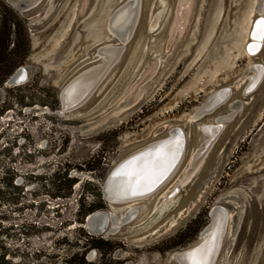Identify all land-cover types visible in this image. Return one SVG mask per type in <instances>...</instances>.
Listing matches in <instances>:
<instances>
[{"label":"rangeland","instance_id":"374dc122","mask_svg":"<svg viewBox=\"0 0 264 264\" xmlns=\"http://www.w3.org/2000/svg\"><path fill=\"white\" fill-rule=\"evenodd\" d=\"M122 1L38 0L22 11L7 3L22 20L27 49L16 66L26 69L23 82L3 85L15 67L0 85V177L23 181L21 193L3 188L5 197H21L0 202V264H179L175 254L197 240L213 205L230 215L213 264H264V76L241 94L248 67L264 66V43L253 56L245 51L257 0H139L117 60L81 104L58 113L62 83L100 61V42L119 44L106 25ZM223 87L225 104L191 120ZM233 104L242 109L157 216L201 141L199 125ZM173 127L185 148L172 174L144 199H104L109 169ZM92 206L137 213L115 233L96 235L83 223Z\"/></svg>","mask_w":264,"mask_h":264},{"label":"bare ground","instance_id":"6f19581e","mask_svg":"<svg viewBox=\"0 0 264 264\" xmlns=\"http://www.w3.org/2000/svg\"><path fill=\"white\" fill-rule=\"evenodd\" d=\"M37 1L38 0H33V3ZM261 3H262V0L261 1L257 0L255 6L253 7V12L257 15L254 18V20L257 17H261L262 19H264V16H263L264 15V3L263 5ZM138 7H139V0L128 1V4H125L120 10L113 13L108 18L107 25H106L108 31L112 35L116 34L118 37H121L122 42L125 40L126 32L128 30L133 12L135 11V14L137 15ZM161 12H162V9L159 12H157L155 16L152 17V22H150V25H149L150 29L153 28L156 23H158V20L161 16ZM252 27H253V23L251 25V29ZM147 29H148V24H147ZM251 29L249 31L248 42L252 40L250 38ZM253 31H254V27H253ZM263 43L264 41H260L258 43L252 42L248 50L246 49V44H245V51L249 55L253 56L262 49ZM98 51L100 55V61L91 65L88 69H86L85 72H82V74H79L78 76H76L73 79V83H72L73 86L68 90L67 88L64 90L66 91L65 96H63L65 97L64 105H66V107L68 106L73 107L79 104L87 95H89L93 91V89L97 86V84L103 78L105 73L108 71L110 66L119 57L122 51V46L121 44L120 45L119 44L118 45L108 44L106 46L103 45L98 48ZM247 70L251 71L252 74L248 75V78H247L248 82L243 87V90L241 92L242 95H246V93L250 91L251 92L249 94H251L258 87L257 86L255 88L257 83H259L260 79L264 76V66L261 63L252 64L248 67ZM227 89L229 88L223 87L220 89L213 90L211 93H209L210 95L208 94L209 96L205 98L206 100L204 99L203 103L191 115L192 117H190V119L196 121V119L200 118V115L203 112L211 113L218 106L224 105L229 97V90ZM213 105L215 106L213 107ZM229 109H232V111L228 112L225 115L216 117V119H220V120L212 121L213 123L211 124H205V125L203 124V126H201V124L199 125L201 141L198 144V147L193 152V156L188 164L187 169L185 170L183 178H181L182 180L178 183L176 188L170 194H168L167 198L158 206L156 210L157 216H159L162 212L166 211V209H168V207L172 204V196H174L173 195L174 192L177 191L178 187L182 186V184H184L190 178V176L193 175L195 171L198 169L204 155L207 153L212 143L214 142L216 138V134L220 132L222 128L224 129L225 123L231 121L234 115L238 113V111L241 110L242 108L240 109L239 104L237 106L233 104L232 106L229 107ZM176 131H180L181 135L178 137V140H176L175 142H172L174 138L176 137V135L178 136ZM168 136H169V140L165 142L163 146L159 148H155L153 150L154 151L153 154L148 156V158L153 157L157 159V161L159 162L161 161L163 163V166H166V165L168 166V164H170V161L173 158H175L177 155H180L174 167L168 173L164 181L172 174L174 168L177 166L178 162L180 161L183 155V152H184V148H185V136L183 134V131L180 128L173 127L169 129L165 137H168ZM140 186H143V185H139L138 187L141 188ZM151 193L147 195H143V196H134V197H130L128 199H123V200L122 199L120 200L111 199V196L108 195L107 192H105V195L108 198L109 203L120 204V203H129V202H133L136 200L144 199L147 196H149ZM104 212L106 215L105 217L106 223L102 224V227L100 228V230L102 231L103 235H107V234L115 233L119 229L120 225H122L125 222H128L133 215H136L137 208H134L133 206L130 207L122 216L116 214L115 212H106V211ZM229 217H230L229 212L225 209H222L221 207L216 206L215 209L212 211L211 223L209 225V228L205 231V233H208L207 235L208 238L202 245L199 246L198 251L195 252L196 258L201 262V264H213L215 257L217 255L218 249L220 247L222 235H224L227 230V224L229 225V222H228ZM174 259L179 264H192V256L190 257V259L183 258L182 261H180V259L175 258V256H174Z\"/></svg>","mask_w":264,"mask_h":264},{"label":"water","instance_id":"95a60500","mask_svg":"<svg viewBox=\"0 0 264 264\" xmlns=\"http://www.w3.org/2000/svg\"><path fill=\"white\" fill-rule=\"evenodd\" d=\"M6 3H8L11 7H13L16 10L22 11L25 9H30L33 7L37 2L33 3V0H5ZM128 1L131 0H124L120 3H118L111 15L118 10H120L125 4H128ZM261 1V0H259ZM264 3V0H262V5ZM138 12H139V7L137 11V15L135 14V11L133 12V15L131 17V21L128 27V30L126 32V37L125 40L122 42V38L118 37L116 34H113L115 38L118 40L119 45L121 44L122 48L125 45L126 41L129 39L131 32L134 28V25L137 21L138 18ZM110 15V16H111ZM262 19L261 17H257L254 22H253V27L255 25V22ZM253 27L250 32V38L252 39L253 36ZM148 30V29H147ZM252 42H260L259 40H250L246 44V49H249V46ZM105 45V43L100 42L97 45V48L95 49V52L99 55L98 48ZM254 53V52H253ZM100 56V55H99ZM92 65V64H91ZM91 65H88L81 70L77 71L74 73L72 76H70L66 81L62 83L58 90V99L60 103V109L58 110V113H61L64 110H70L79 104H81L87 97L88 95L77 105L73 107H66L64 105V100H65V94L66 91H64L66 88L67 90L70 89L73 85V79L78 76L79 74H82V72H85L86 69H88ZM26 76V69L24 66H18L16 67L9 75L8 77L3 81V85H18L23 82ZM263 77L260 79L259 83L255 86H259L261 80ZM253 88V89H255ZM251 92V91H250ZM250 92L246 93L248 95ZM210 95V94H209ZM208 95V96H209ZM206 96V98L208 97ZM63 98V99H62ZM206 100V99H205ZM218 102V101H217ZM215 105H213L214 107ZM208 112H203L200 117L203 115L207 114ZM220 119H215L212 121H218ZM205 125V124H204ZM203 126V124H201ZM178 136L174 138L172 142H175L178 140V137L181 135L180 131H176ZM168 133V130L166 134ZM219 133V132H218ZM216 134V137L218 135ZM165 134V135H166ZM169 140L168 137H163V139L156 141L148 146H145L129 155L124 156L121 158L118 162H116L107 172L103 183L101 185V192L104 197L108 201V198L105 195V192H107L108 195L111 196V199L114 200H120V199H128L130 197L134 196H143L151 193L155 189H157L161 183L164 181V179L167 177L168 173L171 171V169L174 167L176 161L178 160V157L180 155H177L175 158H173L170 161V164L168 166H163V163L160 161H157V159L151 157L148 158V156L153 154V150L155 148H159L163 146L165 142ZM203 143V142H202ZM201 143V144H202ZM199 149V148H198ZM142 159V160H141ZM141 160V161H139ZM165 167V168H164ZM164 168V169H163ZM141 183V184H140ZM139 185L141 188H139ZM183 186V184H182ZM138 187V188H137ZM181 187V186H179ZM178 187V189H179ZM171 204L168 209L172 206ZM216 205L211 206L209 210V221L208 223L200 230L198 234L197 240L189 245L186 249H183L181 251H178L175 254V258L180 259V261L183 260V258L190 259L191 254L194 252L198 251V248L200 245H202L206 239L208 238L207 235L208 233H205V231L209 228V225L211 223V213L215 209ZM106 215L104 210H94L89 213H87L84 217V227L86 230L91 233V234H102V231L100 228L102 227V224L106 223ZM99 218V219H98ZM89 225V226H87ZM204 231V232H203ZM103 235V234H102ZM108 235V234H107Z\"/></svg>","mask_w":264,"mask_h":264},{"label":"trees","instance_id":"16d2710c","mask_svg":"<svg viewBox=\"0 0 264 264\" xmlns=\"http://www.w3.org/2000/svg\"><path fill=\"white\" fill-rule=\"evenodd\" d=\"M5 0H0V85L5 77L21 63L22 58L26 52L27 40L25 29L21 18L16 11L7 6ZM2 110L0 107V114ZM14 183L13 179L6 172L5 175L0 177V202L2 200L15 203L18 197L11 195L10 197L4 196L3 188L14 189L15 192H22L21 184ZM58 197H65L66 195H56ZM94 207L87 209L86 213L92 211Z\"/></svg>","mask_w":264,"mask_h":264},{"label":"snow or ice","instance_id":"6c2138e0","mask_svg":"<svg viewBox=\"0 0 264 264\" xmlns=\"http://www.w3.org/2000/svg\"><path fill=\"white\" fill-rule=\"evenodd\" d=\"M252 39L264 41V19H260L255 22ZM191 256L192 264H201V262L196 258L195 252L192 253Z\"/></svg>","mask_w":264,"mask_h":264}]
</instances>
